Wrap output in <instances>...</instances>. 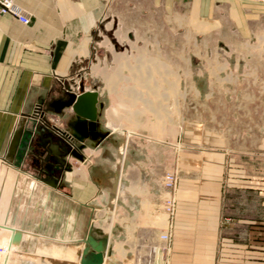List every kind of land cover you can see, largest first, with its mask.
<instances>
[{
    "label": "crops",
    "instance_id": "1",
    "mask_svg": "<svg viewBox=\"0 0 264 264\" xmlns=\"http://www.w3.org/2000/svg\"><path fill=\"white\" fill-rule=\"evenodd\" d=\"M119 1L16 0L30 18L29 23L0 14V238H8L10 245L17 244L14 252L29 251L24 256L16 253L10 257L0 252L6 255L3 264L8 259L11 264H51L40 251L53 237H60L65 247L76 253L70 257L64 252L60 259L80 262L91 228L97 236L108 233L110 246L109 252L105 251L104 264H137L141 250L134 248L139 242L134 239L135 229L162 227L159 220L153 219L151 224L147 218L137 220L138 213L139 217L145 215L149 207H154L158 215L162 213L157 197L160 191L150 189L159 186L154 179L160 174L150 164L157 163L160 156H150L149 136L123 127L107 128L105 111L110 104L113 116L114 98L118 100L119 96L116 93L114 97L106 81L97 76L88 80L83 72L91 59L95 61L94 71L103 64L101 53H106L110 67L116 60L113 47L117 46V15L112 11ZM153 2L161 5L164 14L168 11L193 29L215 33L225 43L233 37L245 40L251 35H264V0ZM81 82L85 89L97 85L105 97L107 104L99 130L109 131L118 143L106 138L95 148L87 146L83 159L68 157L72 168L63 172L56 169L54 175L60 186L54 188L41 180L46 165L41 155L45 150L42 139H52L46 140V148L53 142H64L54 126L40 123L35 131L32 116L37 108L46 115L53 114L52 102L63 99L66 90L77 91ZM226 83L228 90L221 93V129L216 125H191L188 157L181 152L178 157L184 172L176 192L172 264H264V87L260 77L230 76ZM231 85L237 86L236 91H230ZM66 111L65 121L71 109ZM50 121L66 129L65 121ZM23 125L25 131H34L26 151H22L24 135L15 144ZM154 141L153 148L158 151L165 147L160 138ZM49 160L55 162L53 157ZM22 178L30 181V189L40 183L50 199H41L38 207H33L36 212L44 207V211L48 210V205L57 201L51 219L39 221L38 215L29 220L21 218L28 208L23 202L16 203L28 190L20 183ZM28 194L32 196L33 192ZM9 197L12 201L6 207ZM107 206L110 219L114 218L109 230L97 224L100 212ZM82 220L84 238L76 246ZM22 228L30 235L26 232L16 243L14 235Z\"/></svg>",
    "mask_w": 264,
    "mask_h": 264
},
{
    "label": "rangeland",
    "instance_id": "2",
    "mask_svg": "<svg viewBox=\"0 0 264 264\" xmlns=\"http://www.w3.org/2000/svg\"><path fill=\"white\" fill-rule=\"evenodd\" d=\"M112 12L117 15V46L113 47L116 60L110 67L106 53H101L103 64L94 71L95 61L91 59L83 72L88 80H91L89 77H100L112 86L114 97L116 93L119 96L118 100L114 98L113 116L110 114V104L105 111L107 128L123 127L149 136L150 156L155 153L160 156L157 163L150 164L160 174L159 178L154 179L159 186L153 185L150 189L160 191L157 197H160L162 213L158 215L154 207H149L150 211L145 215L139 217L138 213L137 220L147 218L149 224L153 219L159 220L162 227H137L134 239L139 242H135L134 248L141 250L137 264H172L171 239L177 209L176 192L184 172L179 165V154L181 152L184 156L187 153L185 155L188 157L193 134L191 125H216L218 130L221 129V93L223 89L228 90V77H260L264 87V35H251L245 40L233 37L226 44L215 33L193 29L187 21L174 19L168 11L164 14L161 5L153 0H121ZM76 87L79 88V84ZM234 87L237 86L231 85L230 91H236ZM103 89L109 90V87L104 86ZM157 138L165 142V147L159 151L153 148L154 139ZM137 140L141 143V138ZM169 182L172 185L175 183L172 191L168 189ZM20 183L28 189L16 201L18 205L23 202L28 207L21 218L29 220L38 215L39 221L46 217L51 219L57 201L48 205L49 211H44V205L40 204L44 208L36 212L33 207L37 208L41 199L49 200L47 195L40 183H34L33 189L29 188V180L22 178ZM29 191L33 192L32 196L28 194ZM6 201L8 207L12 197ZM109 214V207L103 208L97 222L105 230L114 226V218L110 219ZM123 215L126 216L125 213ZM134 220L136 222V216ZM83 224L82 220L77 229L80 236L76 238V246L84 238ZM68 227L66 225L65 228ZM26 232L30 235V231L22 228L19 236L24 237ZM103 233L108 236V233ZM10 246L11 249L5 252L9 257L16 253L24 256L29 252L20 253L18 249L14 252L13 247L18 245L13 243ZM44 246L42 252H37L43 253L51 264L79 263L60 259L64 252L70 257L76 256L75 250L65 247L60 237L49 239ZM64 247L66 250L63 251ZM4 256L0 255V264H3ZM9 263L10 259L7 261Z\"/></svg>",
    "mask_w": 264,
    "mask_h": 264
},
{
    "label": "water",
    "instance_id": "3",
    "mask_svg": "<svg viewBox=\"0 0 264 264\" xmlns=\"http://www.w3.org/2000/svg\"><path fill=\"white\" fill-rule=\"evenodd\" d=\"M65 97L63 99H57L52 102L54 108L53 113L58 117L67 116L66 109H71L70 117L66 120L65 132L60 133L64 144H61V140L53 142L48 148L45 146V142L48 139L43 138L45 150L42 152V160L46 161L45 169L43 170L44 177L41 180L49 186L54 188L60 186V180L54 175L56 169L58 171H70L72 165L67 161L68 157H74L77 159H83V150L90 146L95 148L103 140L112 139L109 131L100 132L102 114L106 107L107 101L105 97L101 95L97 89V85H94L91 89H85L83 82L79 83L77 91L66 90L64 92ZM24 125L20 127L17 132L18 139L15 144L19 143V138L24 135L22 151L29 149L32 139L31 134H34L32 130H24ZM36 131V130H35ZM100 133V134H99ZM114 143H118L116 139H112ZM122 143L119 144V149L122 150ZM107 154V153H106ZM53 157L55 162L49 159ZM40 160V159H39ZM62 174V173H61ZM96 231L91 228L85 239V246L83 247L80 255V262L78 264H104L105 251L108 248V236L101 233L100 236L94 234ZM19 232L14 235V241L19 243ZM109 249V248H108Z\"/></svg>",
    "mask_w": 264,
    "mask_h": 264
},
{
    "label": "built area",
    "instance_id": "4",
    "mask_svg": "<svg viewBox=\"0 0 264 264\" xmlns=\"http://www.w3.org/2000/svg\"><path fill=\"white\" fill-rule=\"evenodd\" d=\"M0 14H9L13 17H16L23 23L30 22V18L24 13L23 9L19 5H17L16 0H0ZM32 118L36 120L34 129L37 128L40 123H44L52 128L53 126L57 127L55 123H52V121L50 120H53L58 124V122L65 121L66 119V117H58L54 113L46 115L42 108H37ZM65 128H66V121H65ZM174 187H175V183L172 185V182H169L168 189L172 191ZM10 247H11L10 240L8 238L7 239L0 238L1 253L6 252V250L9 249Z\"/></svg>",
    "mask_w": 264,
    "mask_h": 264
},
{
    "label": "bare ground",
    "instance_id": "5",
    "mask_svg": "<svg viewBox=\"0 0 264 264\" xmlns=\"http://www.w3.org/2000/svg\"><path fill=\"white\" fill-rule=\"evenodd\" d=\"M54 129L55 130H57V131H59L61 134H62V132H65V130H61L59 127H54ZM35 130H37V128L35 129ZM120 134H122V133H120ZM93 151H90V153H89V155H92L93 153H92ZM49 199V198H48ZM50 200V199H49ZM108 248H109V244H108ZM106 249V250H108V252H109V249ZM106 253V252H105Z\"/></svg>",
    "mask_w": 264,
    "mask_h": 264
}]
</instances>
